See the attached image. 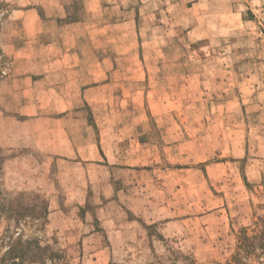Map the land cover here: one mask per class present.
<instances>
[{
  "label": "rangeland",
  "instance_id": "1",
  "mask_svg": "<svg viewBox=\"0 0 264 264\" xmlns=\"http://www.w3.org/2000/svg\"><path fill=\"white\" fill-rule=\"evenodd\" d=\"M13 1L0 0V33ZM73 9L89 11L94 89L60 127L74 147L89 143L83 157L47 152L46 108L15 128L18 146H1L4 105L26 100L2 99L11 61L0 46V264H227L232 230L264 215V0ZM44 30L46 48L55 36ZM39 246L48 252L34 255Z\"/></svg>",
  "mask_w": 264,
  "mask_h": 264
},
{
  "label": "crops",
  "instance_id": "2",
  "mask_svg": "<svg viewBox=\"0 0 264 264\" xmlns=\"http://www.w3.org/2000/svg\"><path fill=\"white\" fill-rule=\"evenodd\" d=\"M76 2L77 0H14L12 2L15 7H12L8 13L0 33L2 54L11 61L7 71L8 77L3 82L4 92L1 94L4 100H26V104L9 102L4 105L1 119V141H3L1 146L8 148L19 144L16 129L19 132L22 126L35 123V120L28 117L45 114L40 110L46 108L48 109L46 114L50 117L45 121L54 127L47 151L51 156L83 157L81 153L86 152L85 148L90 147L89 143L87 147L85 143L80 148L74 147L65 129L63 128L62 131L60 127L61 117L77 109L86 93L94 89L89 88L85 72L83 77V69L86 68L83 43L88 44L89 11L86 10V14L74 17L73 8ZM49 26L55 38L45 48L40 44V37L46 32L44 28ZM47 50H51L52 54L49 61L42 60L41 57L42 52ZM47 68L50 70L40 71ZM45 72L49 73L48 76ZM48 83L49 87L45 88ZM32 87L33 89H30ZM39 87L40 96L49 102L46 107L35 106L31 102L36 98V90ZM18 117L26 119L20 121ZM84 122L83 119L74 121L75 124L82 125ZM16 139L17 144L14 142ZM95 146L98 152H102L99 142ZM92 152L95 159L96 150L93 147ZM102 157L107 158L104 153Z\"/></svg>",
  "mask_w": 264,
  "mask_h": 264
},
{
  "label": "trees",
  "instance_id": "3",
  "mask_svg": "<svg viewBox=\"0 0 264 264\" xmlns=\"http://www.w3.org/2000/svg\"><path fill=\"white\" fill-rule=\"evenodd\" d=\"M232 232L235 246L231 259L227 264H264V215L257 218L252 229L242 227L238 231L232 230ZM46 250L39 246L34 255H45L48 252ZM19 254L26 255L21 249L18 250ZM50 254L52 256L56 255L53 252ZM16 258L20 259V257ZM22 261L23 259H20L18 264Z\"/></svg>",
  "mask_w": 264,
  "mask_h": 264
}]
</instances>
